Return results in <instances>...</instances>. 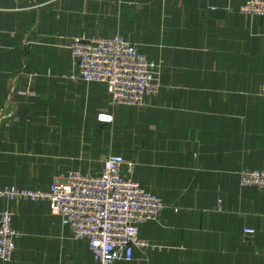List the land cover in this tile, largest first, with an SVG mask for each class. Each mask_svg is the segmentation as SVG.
Returning <instances> with one entry per match:
<instances>
[{"label":"crops","instance_id":"obj_1","mask_svg":"<svg viewBox=\"0 0 264 264\" xmlns=\"http://www.w3.org/2000/svg\"><path fill=\"white\" fill-rule=\"evenodd\" d=\"M244 1L0 0V188L47 190L117 154L167 208L139 227L150 247L116 264H264V190L237 177L264 172V17L240 14ZM114 35L160 63L142 107L66 78L71 39ZM5 208L19 236L0 264H97L46 202Z\"/></svg>","mask_w":264,"mask_h":264},{"label":"built area","instance_id":"obj_2","mask_svg":"<svg viewBox=\"0 0 264 264\" xmlns=\"http://www.w3.org/2000/svg\"><path fill=\"white\" fill-rule=\"evenodd\" d=\"M238 12L248 18L264 17V0H245ZM72 82L102 83L111 105L142 107L147 97L158 94L160 63L149 60L120 35L109 38L74 37L70 41ZM31 95V93H28ZM264 96V81L260 85ZM6 110L0 119L8 117ZM97 121L112 123V115L101 113ZM134 165L122 156L108 154L98 174L68 171L55 175L47 190L0 188L3 201H43L50 213L68 227L72 239L86 243L97 264L129 262L134 250L150 244L139 236V227L158 222L166 206L134 179ZM241 187L264 190V172L243 169L237 173ZM176 212V209H174ZM253 234L252 229H245ZM19 233L12 226V213H0V261L11 260Z\"/></svg>","mask_w":264,"mask_h":264},{"label":"rangeland","instance_id":"obj_3","mask_svg":"<svg viewBox=\"0 0 264 264\" xmlns=\"http://www.w3.org/2000/svg\"><path fill=\"white\" fill-rule=\"evenodd\" d=\"M109 96V95H108Z\"/></svg>","mask_w":264,"mask_h":264}]
</instances>
